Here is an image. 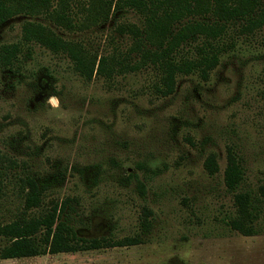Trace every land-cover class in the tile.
<instances>
[{"label": "rangeland", "instance_id": "1", "mask_svg": "<svg viewBox=\"0 0 264 264\" xmlns=\"http://www.w3.org/2000/svg\"><path fill=\"white\" fill-rule=\"evenodd\" d=\"M85 2L71 5L77 20L71 28L44 15H20L0 27V47L21 48L15 66L0 67V225L65 202L61 217L78 237L142 242L3 259L9 241L0 237V264H264V205L255 235L232 230L226 222L234 193L223 179L231 148L244 170L236 191L260 199L264 28L231 34L232 48L207 79L177 74L173 93L162 96L157 67L87 80L68 56L23 42V23L38 22L90 57L115 54L123 65L135 63L133 35L115 29L141 28L142 17L125 10L84 28ZM209 155L218 166L214 175L203 167ZM28 179L41 190L37 207L25 204ZM146 210L150 223L142 232Z\"/></svg>", "mask_w": 264, "mask_h": 264}, {"label": "trees", "instance_id": "2", "mask_svg": "<svg viewBox=\"0 0 264 264\" xmlns=\"http://www.w3.org/2000/svg\"><path fill=\"white\" fill-rule=\"evenodd\" d=\"M84 1L85 14L80 21L84 28L105 24L125 10H132L142 17L141 28L133 24H120L115 29L116 34L128 32L133 35L134 42L129 53L137 58L135 63L123 65L115 54L90 57L83 53L79 45L63 40L38 22L23 23V42L34 43L53 53L68 56L74 70L87 80L96 75L111 80L115 73H124L129 69L138 71L147 65L157 67L162 73V87L156 88L162 96L173 93L177 74H198L201 79H207L222 54L232 48L234 39L231 34L252 35L264 28V0ZM81 2L83 0H0V27L20 15H44L55 24L71 28L77 22L71 5L75 3L76 6H81ZM20 53L21 48L17 44L0 47V67L15 66ZM130 55L126 56V61L132 60ZM203 167L208 175L218 172L214 155L205 159ZM223 179L226 189L234 193L235 210L228 216L227 226L244 236L255 235L261 204L264 205V187L259 188L260 199L250 192L236 191L243 182L244 170L241 159L231 148L226 151ZM26 185V207H37L41 190L33 179H28ZM65 206V202L55 204L43 216L20 217L9 224L0 225V237L9 241L8 246L2 250V258L134 246L142 242L137 236L118 242H110L103 237H78L73 227L61 217ZM148 216L150 211L146 210L140 223L142 232H146L149 227ZM40 230L44 233L37 236Z\"/></svg>", "mask_w": 264, "mask_h": 264}]
</instances>
